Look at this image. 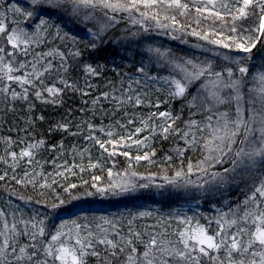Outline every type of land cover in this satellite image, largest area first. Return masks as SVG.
Segmentation results:
<instances>
[{
	"label": "snow or ice",
	"instance_id": "1",
	"mask_svg": "<svg viewBox=\"0 0 264 264\" xmlns=\"http://www.w3.org/2000/svg\"><path fill=\"white\" fill-rule=\"evenodd\" d=\"M62 21L92 24L85 48L118 45L126 64L84 63L74 78L84 53ZM154 35L195 37L203 55ZM66 95L80 106L47 129L61 134L50 143L32 113ZM8 115L24 126L0 135V264H264V0H0V130ZM157 141L171 144L163 156ZM143 192L170 210L58 213Z\"/></svg>",
	"mask_w": 264,
	"mask_h": 264
},
{
	"label": "trees",
	"instance_id": "2",
	"mask_svg": "<svg viewBox=\"0 0 264 264\" xmlns=\"http://www.w3.org/2000/svg\"><path fill=\"white\" fill-rule=\"evenodd\" d=\"M21 4H24L25 0H19ZM62 27L64 28V31L69 32L70 35L75 36L77 40L80 42L79 46L81 50L83 51L84 55L81 57L79 63L75 66L74 70L72 71V76L74 78H81L82 72L80 65L84 63H92L93 65L99 63L102 65H106L107 69H111L113 65V61H115L116 64H119L121 66H124L126 64V60L121 59L119 56L116 55L118 51H121L120 46L113 45V44H107L104 47L92 50L91 48H85V45L88 44L92 37L87 31V28H92L93 31H95V28L92 24H77L71 21H62L60 22ZM127 22H122L117 26V29L114 31L113 35H119L121 31L128 27ZM165 40L163 42H156V36L154 35L152 39L160 45H163L164 47H171L177 54H183L188 56H198L202 57V53L198 49H193L190 47L191 44L196 42L195 37H185L188 39L189 44H181L179 40H172L168 36H165ZM260 47L259 45L257 46ZM226 51V50H224ZM253 52H256V49L253 50ZM139 59V57H137ZM124 71H129V68L123 67ZM106 76L109 78L113 77V73L109 70L106 72ZM80 106L79 98L76 95H66L65 96V104L62 107H54L51 105H43L40 102H36V109L32 113L33 116L43 115L45 117L44 122H38L37 123V129L40 134H42L46 139L49 140L50 143L56 142L61 138L60 133H52L51 136L47 135V129L55 123L56 120L60 119L66 114V111L69 108H77ZM174 114L179 113L180 105L178 103H175L172 105ZM163 110V109H162ZM75 115H78L76 113ZM186 118V113H185ZM17 123L20 125V127H23V123L19 120L14 121V117L12 115H8L5 117V128L3 130H0V135H8V128L13 127V124ZM13 137H15L16 132L14 131L12 133ZM23 135V133H21ZM40 138V137H37ZM72 142L75 143V141H72L71 138H69L68 141H66V144ZM155 147L157 149V155L163 156L165 152L169 150L171 147V144L169 141H157L155 144ZM95 151V150H94ZM47 153L44 154L45 158H48ZM197 154H193V159L196 158ZM119 164L118 167L123 166L124 164V157H118ZM138 171L140 172H146V171H157L158 169L155 166H148L145 162H141L139 166H137ZM51 170L50 168L48 169ZM11 189H9L10 191ZM20 193L24 195L25 197L35 195L32 190L29 189H19ZM228 199L230 201H235L236 199L240 198V193L235 191H229ZM7 198V193L3 190H0V201L5 200ZM50 199V198H49ZM102 201V202H100ZM170 203L171 202H163L161 201L159 196L153 195L151 192H143L140 194H137L133 197H85L82 200L78 201H72L70 204H67L64 207V210H58L60 218H68V217H74L77 213L81 214H101V213H117V212H125L128 210L136 211V210H142L143 208H160L163 211L170 210ZM26 208L34 207L32 204H25L23 205ZM172 206H176L174 203ZM218 207H223L222 201L218 203ZM41 210H43L41 208ZM201 211L213 214L212 211L209 209L208 203H205L201 206Z\"/></svg>",
	"mask_w": 264,
	"mask_h": 264
},
{
	"label": "rangeland",
	"instance_id": "3",
	"mask_svg": "<svg viewBox=\"0 0 264 264\" xmlns=\"http://www.w3.org/2000/svg\"><path fill=\"white\" fill-rule=\"evenodd\" d=\"M165 38H166L165 36H156V42H163L165 40ZM100 202H102V201H100Z\"/></svg>",
	"mask_w": 264,
	"mask_h": 264
}]
</instances>
